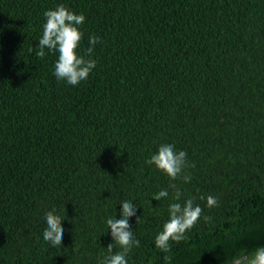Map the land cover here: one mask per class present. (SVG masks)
Listing matches in <instances>:
<instances>
[{
  "label": "trees",
  "instance_id": "obj_1",
  "mask_svg": "<svg viewBox=\"0 0 264 264\" xmlns=\"http://www.w3.org/2000/svg\"><path fill=\"white\" fill-rule=\"evenodd\" d=\"M59 4L86 17L81 55L100 38L76 86L55 77L57 54L35 55ZM165 143L190 182L146 163ZM188 198L211 219L163 252L168 206ZM123 201L140 240L128 264H229L264 246V0H0V264H100L121 250L106 222ZM52 209L58 247L43 239Z\"/></svg>",
  "mask_w": 264,
  "mask_h": 264
},
{
  "label": "clouds",
  "instance_id": "obj_2",
  "mask_svg": "<svg viewBox=\"0 0 264 264\" xmlns=\"http://www.w3.org/2000/svg\"><path fill=\"white\" fill-rule=\"evenodd\" d=\"M44 17L46 22L43 25L42 36L38 41V51H35V55L43 59L47 53L57 54L54 66L55 77L76 86L86 80L96 67L97 61L92 58V55L95 46L100 43V38L95 35L90 36L89 46L85 54L81 55L78 49L84 36L81 31V26L86 20L84 14H76L64 4H59L55 9L46 10ZM146 163L164 172L171 181L182 180L184 183L191 181V174L186 170L194 167V164L188 161L185 151H178L173 144H161L158 151ZM169 187L175 190L174 201H180L182 193L177 185L170 183ZM168 196V189H164L156 193L152 199L160 201ZM200 198L205 199L203 196ZM206 203L209 208L218 206V198L208 195ZM120 205V218H108L106 223L113 242L118 244L121 250L114 251V244L109 243L107 245L109 255L103 257L100 264H128V254L134 247L140 245V240L133 235L130 223V219L137 215V207L131 201H123ZM168 212L169 219L163 224L162 230L155 238V246L163 252L171 250L170 241L184 240L186 232L192 229L202 216L206 222L211 219L203 215L201 206L194 204V198H188L183 203H171L168 206ZM45 219L43 239L52 247L62 246L65 232L61 223L63 219L57 214L56 209L48 211ZM138 221L139 217H137ZM229 264H264V246L256 248L251 253H239L232 258Z\"/></svg>",
  "mask_w": 264,
  "mask_h": 264
}]
</instances>
